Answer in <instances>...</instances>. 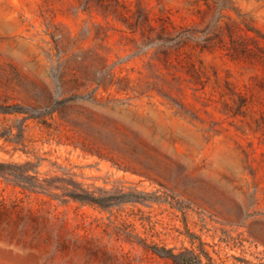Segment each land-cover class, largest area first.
I'll list each match as a JSON object with an SVG mask.
<instances>
[{"label":"rangeland","instance_id":"1","mask_svg":"<svg viewBox=\"0 0 264 264\" xmlns=\"http://www.w3.org/2000/svg\"><path fill=\"white\" fill-rule=\"evenodd\" d=\"M0 95L54 110L0 161L113 201L0 178V264H264V0H0Z\"/></svg>","mask_w":264,"mask_h":264},{"label":"trees","instance_id":"2","mask_svg":"<svg viewBox=\"0 0 264 264\" xmlns=\"http://www.w3.org/2000/svg\"><path fill=\"white\" fill-rule=\"evenodd\" d=\"M53 112L54 110L50 109L37 114L31 108L0 95V138L8 144L14 145V150H23L29 154L28 148L32 145V140L28 139L26 135L28 122L37 121L39 124L49 127L45 117L52 116ZM38 165L31 161L24 164L0 161V178L21 188L24 193H48L53 199L68 198L82 204L97 205L104 209L112 205L113 201L106 203L105 198L97 197L95 192L84 190L77 185L74 186L73 190L62 187L63 193L61 195L51 194L53 186L50 182L47 180L41 181L38 178ZM132 195L127 194L122 197L131 198ZM23 211V208L17 202L8 205L4 200L0 201V223L10 222L14 215L21 220ZM151 249L159 256H166L171 259L174 264H202L201 256L196 255L194 251L186 250L176 254L173 249H167L166 246H155ZM206 257L211 260L210 256L206 255Z\"/></svg>","mask_w":264,"mask_h":264}]
</instances>
